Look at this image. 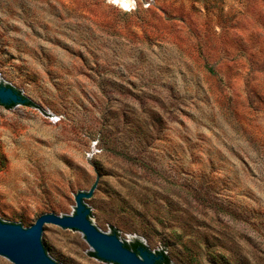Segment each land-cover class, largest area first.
I'll return each mask as SVG.
<instances>
[{"label":"rangeland","instance_id":"rangeland-1","mask_svg":"<svg viewBox=\"0 0 264 264\" xmlns=\"http://www.w3.org/2000/svg\"><path fill=\"white\" fill-rule=\"evenodd\" d=\"M126 1L0 0V78L34 104L0 107V209L74 215L102 166L103 232L264 264V0ZM50 228L60 264H110Z\"/></svg>","mask_w":264,"mask_h":264},{"label":"water","instance_id":"water-1","mask_svg":"<svg viewBox=\"0 0 264 264\" xmlns=\"http://www.w3.org/2000/svg\"><path fill=\"white\" fill-rule=\"evenodd\" d=\"M10 80L3 74L0 78V104L23 105L25 102L13 88L7 87ZM0 105V107L2 106ZM34 105V104H33ZM17 106L11 108L15 110ZM102 187L95 192L80 194L76 198V213L59 216L45 214L37 220L33 213L22 227L13 213L18 208L8 206L0 209V256L13 264H60L58 257L62 253L53 245L51 228H60L80 232L97 258L110 264H158L161 256L143 248L136 253L127 247L128 243L117 235L103 232L96 226L98 208L91 204L102 199L114 175L100 166ZM62 264H78L68 256L62 258Z\"/></svg>","mask_w":264,"mask_h":264},{"label":"trees","instance_id":"trees-1","mask_svg":"<svg viewBox=\"0 0 264 264\" xmlns=\"http://www.w3.org/2000/svg\"><path fill=\"white\" fill-rule=\"evenodd\" d=\"M7 87L12 88L10 86H7ZM14 91L17 92L21 96L22 100L25 101L23 103V105H25V106H33V103L31 101H29L25 96H23L21 92L16 91L15 89H14ZM0 105H2V104H0ZM2 106H5L6 108L11 109V108L17 106V104L12 103L10 105H2ZM124 244H125V247H127L128 249H130V250H132V251H134L136 253H138L139 249H141V248L150 251L148 249V247L141 241H138V242H136L133 245H130L128 243H124ZM93 255L95 257H97L95 253H93ZM157 255L161 256L160 260L157 262L158 264H171L170 258L164 252H158Z\"/></svg>","mask_w":264,"mask_h":264},{"label":"bare ground","instance_id":"bare-ground-1","mask_svg":"<svg viewBox=\"0 0 264 264\" xmlns=\"http://www.w3.org/2000/svg\"><path fill=\"white\" fill-rule=\"evenodd\" d=\"M119 2H121L123 5L127 3L126 0H119Z\"/></svg>","mask_w":264,"mask_h":264},{"label":"clouds","instance_id":"clouds-1","mask_svg":"<svg viewBox=\"0 0 264 264\" xmlns=\"http://www.w3.org/2000/svg\"><path fill=\"white\" fill-rule=\"evenodd\" d=\"M125 7H127V5H125Z\"/></svg>","mask_w":264,"mask_h":264}]
</instances>
